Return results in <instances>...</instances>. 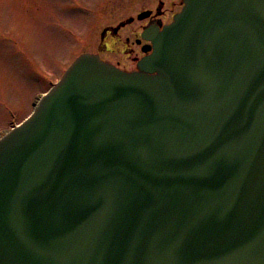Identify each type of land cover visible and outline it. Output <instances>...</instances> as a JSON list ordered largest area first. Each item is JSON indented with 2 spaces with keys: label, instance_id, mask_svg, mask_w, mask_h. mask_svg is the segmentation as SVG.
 Returning <instances> with one entry per match:
<instances>
[{
  "label": "water",
  "instance_id": "95a60500",
  "mask_svg": "<svg viewBox=\"0 0 264 264\" xmlns=\"http://www.w3.org/2000/svg\"><path fill=\"white\" fill-rule=\"evenodd\" d=\"M183 2L0 139V264H264V0Z\"/></svg>",
  "mask_w": 264,
  "mask_h": 264
},
{
  "label": "rangeland",
  "instance_id": "374dc122",
  "mask_svg": "<svg viewBox=\"0 0 264 264\" xmlns=\"http://www.w3.org/2000/svg\"><path fill=\"white\" fill-rule=\"evenodd\" d=\"M181 5V0L171 7L158 0H0V139L26 120L80 54L105 49L103 29L109 33L108 51L101 59L137 70V36H128L139 28L138 14L152 9V16L162 7L168 23Z\"/></svg>",
  "mask_w": 264,
  "mask_h": 264
},
{
  "label": "flooded vegetation",
  "instance_id": "af4514ba",
  "mask_svg": "<svg viewBox=\"0 0 264 264\" xmlns=\"http://www.w3.org/2000/svg\"><path fill=\"white\" fill-rule=\"evenodd\" d=\"M158 1L160 2L161 6H163V7H164V5L165 6L170 5V7H171L172 5H175L176 2H178L179 0H175V2H173V0H168L167 2L165 0H158ZM160 8H158L152 16H151L152 9H145L144 11L140 12L138 14V19L140 22L139 28L133 29L131 31L130 35L128 36L129 40L131 38V35H133L134 37L137 36L136 44L138 45V47L140 49L141 56H139L137 58L136 67H135L136 69H137V63H138L139 59L144 57L150 51V47H151V42L149 40L145 39L144 34L149 35V34H152L156 30L157 31L161 30L164 25H166L172 21L173 16L176 13V12L172 13L171 20L168 23H165L164 22V15L165 14L163 13L164 9H162V7H160ZM137 30L139 31V33H137L138 32ZM107 34H109L107 32V29H103L101 34H100L101 40L103 42V43L102 42L101 43H102L103 47H105V49H103L102 47L99 48V51L101 52V53L99 52V54L104 55L108 51L107 46L104 43V40H105L104 37ZM114 34L116 35V32H114ZM116 66L119 67L120 69H123L126 71L128 70L127 64L120 62L119 60L116 61ZM134 70L135 69H130V71H134Z\"/></svg>",
  "mask_w": 264,
  "mask_h": 264
},
{
  "label": "bare ground",
  "instance_id": "6f19581e",
  "mask_svg": "<svg viewBox=\"0 0 264 264\" xmlns=\"http://www.w3.org/2000/svg\"><path fill=\"white\" fill-rule=\"evenodd\" d=\"M45 95V94H44ZM43 95V96H44ZM41 98H39L37 101H36V103H35V107H37L38 106V103H39V100H40Z\"/></svg>",
  "mask_w": 264,
  "mask_h": 264
}]
</instances>
